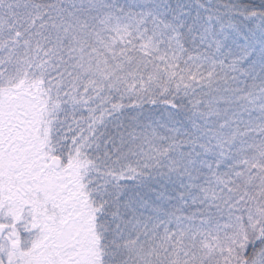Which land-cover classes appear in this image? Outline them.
Returning <instances> with one entry per match:
<instances>
[{"label":"snow or ice","instance_id":"snow-or-ice-1","mask_svg":"<svg viewBox=\"0 0 264 264\" xmlns=\"http://www.w3.org/2000/svg\"><path fill=\"white\" fill-rule=\"evenodd\" d=\"M0 264H264V0H0Z\"/></svg>","mask_w":264,"mask_h":264}]
</instances>
